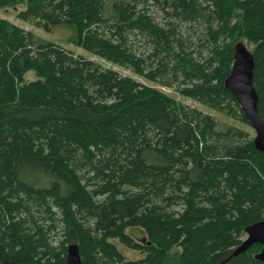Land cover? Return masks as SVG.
Returning <instances> with one entry per match:
<instances>
[{
    "label": "trees",
    "instance_id": "obj_1",
    "mask_svg": "<svg viewBox=\"0 0 264 264\" xmlns=\"http://www.w3.org/2000/svg\"><path fill=\"white\" fill-rule=\"evenodd\" d=\"M155 1L205 25L207 59L141 0H0L232 121L0 18V263L67 264L74 248L81 264H264L261 245L240 250L246 229L264 221V153L233 124L250 127L225 87L243 43L264 118V0Z\"/></svg>",
    "mask_w": 264,
    "mask_h": 264
},
{
    "label": "rangeland",
    "instance_id": "obj_2",
    "mask_svg": "<svg viewBox=\"0 0 264 264\" xmlns=\"http://www.w3.org/2000/svg\"><path fill=\"white\" fill-rule=\"evenodd\" d=\"M161 1H164V0H161ZM139 7L141 9L142 8L148 9L150 15L156 20V22L161 23V25H165L169 22L176 24L178 26V31H179V33H181L182 37L184 39L187 37L190 40V42L193 44L192 48L194 50H197V52L194 55L195 58H197L200 61H203L209 57V49L207 47L208 41L205 40L207 29L203 23L197 22V21L192 22L191 20L187 21V20H184L182 18H177L174 15L168 16L166 13H168V12L173 13V10L171 8H167L166 10H164L162 8V5L160 3H157L155 0H147V2L146 1L144 2V0H141ZM0 18L8 19L12 23L17 25L18 27H21V28L25 29L26 31L33 32L39 41L63 44V46H65L67 49L74 51L75 54H77V55H82L83 57H85L89 60L92 59L96 62L98 61L101 64H103L104 67L111 68V69H114V70L120 72L121 74L131 76V77L137 79L138 81H140L141 83H145V84L148 83V84H151L153 86H157L160 89L162 88L166 93L172 94L173 96H175L180 101L183 100L186 104L190 105L191 107L198 108V109H200L206 113H211L216 118H218L222 121H225L227 123L232 122L228 118H226V117H224L218 113H215L214 111H211L210 109H208V108H206V107H204L198 103L183 99L179 94H177L174 91V89L161 87V86H158L156 83H149L146 80H144L143 78H140L139 76L133 74L130 71H127V70L122 69V68L117 67V66H113L109 63H105L104 61L100 60V58L93 56L88 51H86L82 48H79L74 44H70V40L74 35V31L69 27H60V28L55 29L53 32H46L42 29L36 28L35 26L31 25L30 23H26V22L18 19L16 12L11 8L0 9ZM134 43H135L136 48L138 49L139 53L142 55H145L143 57H146L150 54V46H149V43L147 40H143V38H139V39L134 40ZM35 79H36V77L34 76L33 72H29L27 74V80L31 81V80H35ZM233 124L238 125L239 127L246 129L248 132H250L252 138L255 137V132L251 127H246L245 125H242L238 121L233 122ZM173 208L181 210L182 207L175 205V206H173ZM128 232L137 240H139V239L142 240L144 237L143 232L139 229H130ZM245 239H246V237H245ZM115 244L117 245L119 250L125 256H127V258L132 259V260H137V259L142 258V255L139 252L130 250V249L126 248L125 246L121 245L120 243H118L116 241H115Z\"/></svg>",
    "mask_w": 264,
    "mask_h": 264
},
{
    "label": "water",
    "instance_id": "obj_3",
    "mask_svg": "<svg viewBox=\"0 0 264 264\" xmlns=\"http://www.w3.org/2000/svg\"><path fill=\"white\" fill-rule=\"evenodd\" d=\"M255 62L252 53L243 43H237L234 47V63L225 87L233 94L241 107L250 127L255 132L254 146L257 151L264 153V118L259 114V97L254 86ZM246 239L243 241L241 251H247L253 245L263 247L259 260L264 262V221L249 226L246 231ZM0 264H16L6 261ZM67 264H81L80 258L74 248L68 255Z\"/></svg>",
    "mask_w": 264,
    "mask_h": 264
}]
</instances>
